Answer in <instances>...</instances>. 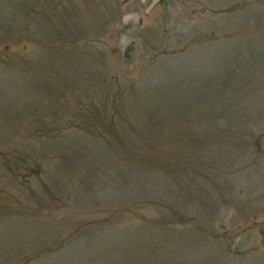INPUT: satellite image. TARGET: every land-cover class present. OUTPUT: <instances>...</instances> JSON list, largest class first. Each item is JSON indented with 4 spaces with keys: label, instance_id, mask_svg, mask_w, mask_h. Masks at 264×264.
Segmentation results:
<instances>
[{
    "label": "rangeland",
    "instance_id": "374dc122",
    "mask_svg": "<svg viewBox=\"0 0 264 264\" xmlns=\"http://www.w3.org/2000/svg\"><path fill=\"white\" fill-rule=\"evenodd\" d=\"M264 0H0V264H264Z\"/></svg>",
    "mask_w": 264,
    "mask_h": 264
},
{
    "label": "water",
    "instance_id": "95a60500",
    "mask_svg": "<svg viewBox=\"0 0 264 264\" xmlns=\"http://www.w3.org/2000/svg\"><path fill=\"white\" fill-rule=\"evenodd\" d=\"M263 143H264V133H263ZM261 245L264 247V232L260 233Z\"/></svg>",
    "mask_w": 264,
    "mask_h": 264
}]
</instances>
